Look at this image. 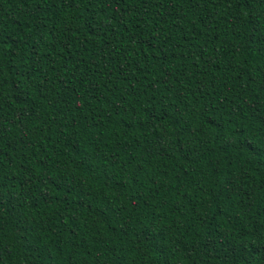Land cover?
<instances>
[{"label": "trees", "instance_id": "obj_1", "mask_svg": "<svg viewBox=\"0 0 264 264\" xmlns=\"http://www.w3.org/2000/svg\"><path fill=\"white\" fill-rule=\"evenodd\" d=\"M0 264H264V0H0Z\"/></svg>", "mask_w": 264, "mask_h": 264}]
</instances>
